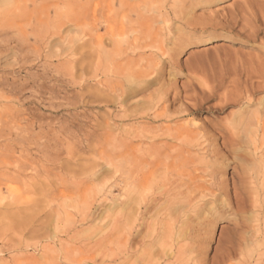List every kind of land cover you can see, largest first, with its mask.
I'll return each instance as SVG.
<instances>
[{"label":"rangeland","instance_id":"1","mask_svg":"<svg viewBox=\"0 0 264 264\" xmlns=\"http://www.w3.org/2000/svg\"><path fill=\"white\" fill-rule=\"evenodd\" d=\"M137 7H142L143 12ZM112 11L116 22L113 19L106 24V18H113L109 14ZM261 11L264 12V0H125L123 5L120 0H0V264H245L249 251L264 254V244L256 238L264 207L237 209L231 199L232 184L240 178L235 172L239 159L252 153L247 147L227 154L222 164L219 162L222 169L218 179L230 185V197L208 203L196 198L194 192L191 195L185 189L175 190V185L170 186L173 190L163 187L166 173H170L166 167L173 163L163 155V128H182L191 123L190 127L213 122L241 124L239 136L246 139V131L255 122L254 115L259 113L264 123ZM140 13L148 16L146 25L154 39L165 36L163 56L158 53L152 60L156 66L163 65V72L158 84L129 95L122 104V92L116 89L115 94L111 86L119 83L133 88L131 74L125 68L126 73H121L124 76H104L103 70L97 68L98 55L102 49L113 51L115 43L128 38L132 43L134 31L140 29L136 22ZM89 34H93L91 38ZM146 45L153 43L148 41ZM122 48L125 57L118 56L119 64L131 60L135 63L138 58L141 68L147 67L143 58L155 53V49L146 48L141 58L133 55L128 44ZM249 65L255 68L250 71ZM105 79H110L109 83ZM198 81L203 87H197ZM245 81L251 82L246 85ZM249 84L259 88L250 101L239 99L221 110L216 98L199 102L203 109L198 108L184 119L186 122L163 118V107L169 112L181 107L185 97H195L194 87H220L218 95L237 100ZM176 98L178 102L173 103ZM192 102H197L196 97ZM145 135L159 139L152 143L138 138ZM257 140H264L262 132ZM167 143L176 146L171 140ZM151 146L155 150L160 147L159 153L144 152ZM120 149L124 151L120 153ZM206 161L213 164L209 157ZM252 163L249 168L258 171L257 163ZM172 174L175 179L176 173ZM263 192L258 193L259 199H264ZM238 195L241 204L244 198L240 192ZM182 204L189 206L184 208ZM237 239L242 254L225 259L227 250L238 246ZM258 244L262 247L257 250ZM120 252L130 257L122 262L118 259ZM176 254L181 257L176 259Z\"/></svg>","mask_w":264,"mask_h":264},{"label":"bare ground","instance_id":"2","mask_svg":"<svg viewBox=\"0 0 264 264\" xmlns=\"http://www.w3.org/2000/svg\"><path fill=\"white\" fill-rule=\"evenodd\" d=\"M184 1H187V0H184ZM189 1V0H188ZM192 1V0H191ZM124 2H125V0H120V4H124ZM128 2V1H127ZM147 3L148 2V0H144V3ZM263 2V1H262ZM129 3V2H128ZM143 3V2H142ZM150 3H151V1H150ZM181 3V2H180ZM260 3V2H259ZM108 4V3H107ZM136 4V3H135ZM141 4V3H140ZM155 4V3H154ZM185 4V3H184ZM207 4V3H206ZM263 4V3H262ZM156 5V4H155ZM255 5V4H254ZM143 6H145V8H146V5H143ZM160 6V5H159ZM196 6V5H195ZM98 7V6H97ZM135 7V6H134ZM133 7V8H134ZM178 7V6H177ZM130 8V7H129ZM138 8H140V7H137V10H138ZM144 8V7H143ZM248 8V7H247ZM257 8V7H256ZM255 8V9H256ZM151 9V8H150ZM192 9H194V8H192ZM105 10V9H104ZM135 10V9H134ZM139 10H141L142 11V7H141V9H139ZM138 10V11H139ZM158 10V9H157ZM162 10V9H161ZM188 10V9H187ZM260 10V9H259ZM111 11V10H110ZM131 10H129V12H130ZM151 11H153V8H152V10ZM159 11V10H158ZM171 11V10H170ZM174 11V10H173ZM176 11V10H175ZM179 11V10H178ZM185 10H183V12H184ZM133 12V11H132ZM143 12V11H142ZM145 12H146V9H145ZM148 12V11H147ZM182 12V13H183ZM193 12V11H192ZM257 12V11H256ZM260 12V11H259ZM262 12V11H261ZM174 13V12H173ZM177 13V12H176ZM262 13H264V12H262ZM262 13H261V15H262ZM109 14H112V16H113V18H106L105 19V23L106 24H109V22L111 21V20H113L114 19V11H112V12H110ZM133 14V13H132ZM143 14V13H142ZM145 14V13H144ZM150 14V13H149ZM172 14V13H171ZM178 14V13H177ZM191 14V13H190ZM256 14V13H255ZM151 15H153V14H151ZM156 15V14H155ZM158 15H160V14H158ZM165 15H166V13H165ZM174 15V14H173ZM257 15V14H256ZM260 15V16H261ZM167 16V15H166ZM170 16V15H169ZM168 16V18H170ZM180 16H182V14L180 15ZM216 16V15H215ZM128 17V16H127ZM130 17V16H129ZM138 18H137V23H140V25H139V27H140V29H139V31H137V29H136V31H134V38H133V40H132V43H129L130 42V38H128V39H126L123 43H120V42H118V43H115L114 44V49H113V51H109L110 49H108V50H106V49H102L103 51L101 52L100 51V53H99V62H98V64H97V68H98V71H100L101 69L103 70L102 72V74L104 75V76H109V75H111V77L112 76H114L115 77V79L117 78L116 77V75H118V74H121V73H123V72H125L124 71V69L126 70V72L127 71H129V72H127V73H130L131 74V84L134 82L135 83V86L133 87V88H128V87H124V86H121V84L119 85V83H118V85H116V86H111V88L113 89V91L112 92H114V90H116V89H118V90H120L121 92H122V99H121V102H122V104L126 101V98L130 95H132V94H134V93H138V92H141V91H144V90H146L147 88H149L150 86H152V85H156V84H158L159 83V81H160V78H161V75H162V72H163V69L161 68L162 66H156V65H154V61H152L154 58H155V56H158L159 54H161V56H163V44H162V42H163V40H164V38H165V36H164V38L163 39H161L160 40V38H159V40L161 41V42H159V40L158 39H154L153 37H152V35L150 34L151 32H150V29H149V25H146V21H147V17L145 16V15H141V13L140 14H138V16H137ZM161 17V16H160ZM175 17V16H174ZM262 17V16H261ZM121 18V17H120ZM159 18V17H158ZM158 18H156V19H158ZM194 18V17H193ZM199 18V17H198ZM134 19V18H133ZM176 19V18H175ZM180 19V18H179ZM190 19V18H189ZM196 19H197V17H196ZM202 19V18H201ZM204 19V18H203ZM129 20V19H128ZM199 20H200V18H199ZM208 20V19H207ZM256 20V19H255ZM262 19H260L259 21H261ZM114 21L116 22V20L114 19ZM148 21H149V19H148ZM151 21H153L152 19H151ZM182 21V20H181ZM196 21V20H195ZM203 21V20H202ZM134 22H135V20H134ZM135 22V23H136ZM158 22H159V19H158ZM167 22V21H166ZM170 22V21H169ZM118 23V22H117ZM119 23H121V22H119ZM261 23V22H260ZM262 23H263V21H262ZM111 24V23H110ZM182 24V23H181ZM187 24V23H186ZM257 24V23H256ZM89 25V24H88ZM134 25V24H133ZM132 25V23H131V26L132 27H134ZM194 25H196V24H194ZM258 25V24H257ZM91 26V25H90ZM151 26H152V23H151ZM154 26V25H153ZM152 26V27H153ZM187 26V25H186ZM214 26V25H213ZM136 27V26H135ZM134 27V28H135ZM219 27V26H218ZM261 27H263V26H261ZM161 28V27H160ZM163 28V27H162ZM161 28V29H162ZM256 28V27H255ZM260 29V28H259ZM192 30V29H191ZM91 31V30H90ZM90 31H89V33H90ZM144 31H147V32H145L144 33ZM158 31H161V30H159V28H158ZM258 31H260V30H258ZM92 32V31H91ZM230 32V31H229ZM252 32V31H251ZM93 33V32H92ZM158 33V32H157ZM239 33V32H238ZM255 33V32H254ZM154 34H156V32L154 33ZM240 34H242V31H241V33ZM245 34V33H244ZM253 34V33H252ZM90 35V34H89ZM93 35V34H92ZM92 35H90L89 37L91 38L92 37ZM133 35V34H132ZM165 35H166V33H165ZM100 36V35H99ZM259 36V35H258ZM88 37V36H87ZM117 37V36H116ZM124 37V36H123ZM127 37V36H126ZM143 37V39H144V41L142 40L141 41V38ZM254 37V36H253ZM256 37V36H255ZM100 38H102V37H100ZM115 38V37H114ZM248 38V37H247ZM246 38V40H248ZM119 39V38H118ZM213 39V38H212ZM71 40V39H70ZM99 40V39H98ZM244 40V39H243ZM103 41V40H102ZM102 41H100V42H102ZM113 41V40H112ZM148 41H151L152 43H153V45H149V47H147V45H146V47H144V43L146 44V42H148ZM251 41H252V39H251ZM80 42V41H79ZM90 42V41H89ZM74 43V42H73ZM83 43V42H82ZM104 43H105V40H104ZM103 43V44H104ZM81 44V43H80ZM87 44V43H86ZM88 44H90V43H88ZM87 44V45H88ZM102 44V43H101ZM108 44V43H107ZM123 44H128V48H129V50H132V52H133V55L135 54H137L138 56H140V54H144L145 53V51H146V48H152V49H155L154 50V52L155 53H153V52H150L146 57H144L143 59H146L147 60V67H145V68H141L140 67V65H139V61H140V59L137 61V59L138 58H135V60H134V62L135 63H132L131 61V59H127V60H131V61H127V63L124 65L122 62V64H119V61H117L120 57L121 58H123L122 56H124L125 54H124V52H123V50L122 49H125V48H122L123 47ZM85 45V43H83L82 44V46H84ZM89 46H91V45H89ZM93 46H91L90 48H92ZM89 48V50H91L92 51V49H90ZM106 48V47H105ZM127 48V47H126ZM71 49V48H70ZM88 50V49H87ZM165 50V49H164ZM78 51V50H77ZM89 52V51H88ZM99 52V51H98ZM123 52V53H122ZM149 52V51H148ZM87 53V52H86ZM122 53V54H121ZM127 53H129V52H127ZM159 53V54H158ZM85 54V53H84ZM91 54V53H90ZM124 54V55H123ZM130 54H131V52H130ZM147 54V53H146ZM158 54V55H157ZM88 55V54H87ZM120 55V57L118 58V56ZM127 55V54H126ZM165 55H166V53H165ZM86 56V55H85ZM125 57V56H124ZM141 57V56H140ZM85 58V57H84ZM87 58V57H86ZM85 58V59H86ZM134 58V57H133ZM142 58V57H141ZM164 58V57H163ZM162 58V59H163ZM91 59V58H90ZM87 60H88V58H87ZM121 61H122V59H120ZM142 60V59H141ZM242 60V59H241ZM174 61V60H173ZM124 62V61H123ZM165 62V61H164ZM167 62V61H166ZM88 63H89V61H88ZM142 63V62H141ZM146 63V62H145ZM159 63H160V61H159ZM252 63H254V62H252ZM259 63V62H258ZM143 64V63H142ZM141 64V65H142ZM168 64V63H167ZM88 65V64H87ZM252 65V64H251ZM251 65H249L250 67H251ZM257 65V64H256ZM96 66V65H95ZM125 66V67H124ZM86 67V66H85ZM253 67V66H252ZM252 67H251V69H250V71L251 70H253L254 68H255V66H254V68L252 69ZM258 67V66H257ZM90 68V67H89ZM247 69H249V68H247ZM89 71V70H88ZM247 71L248 70H246V73H247ZM96 72V71H95ZM125 72V73H126ZM259 72H261V71H259ZM98 73V72H97ZM97 73H95V74H97ZM243 73V72H242ZM254 73V72H253ZM130 74H128V75H130ZM251 75H252V72L250 73ZM256 74V73H255ZM100 75V74H99ZM121 75H125V74H121ZM120 75V76H121ZM243 75V74H242ZM241 75V76H242ZM247 75H249L248 73H247ZM95 76V75H94ZM93 76V77H94ZM120 76H119V78H120ZM123 76H121V77H123ZM126 76H127V74H126ZM246 76V75H245ZM258 76V75H257ZM256 76V77H257ZM260 76V75H259ZM264 76V75H263ZM106 77H104V78H106ZM129 77V76H128ZM163 77V76H162ZM247 77V76H246ZM255 77V76H254ZM96 78V77H95ZM113 78V77H112ZM214 78V77H213ZM218 78V77H217ZM216 78V79H217ZM221 78V77H220ZM248 78V77H247ZM250 78V77H249ZM261 78V77H260ZM101 79H102V77H101ZM114 79V78H113ZM126 79V78H125ZM201 79V78H200ZM219 79V78H218ZM106 80V79H105ZM112 80V79H111ZM118 80V79H117ZM121 80V79H120ZM128 80H129V78H128ZM205 80H206V78H205ZM213 80V79H212ZM225 80V79H224ZM238 80V79H237ZM236 80V81H237ZM248 80V79H247ZM254 80H256V79H254ZM258 80V79H257ZM263 80V79H262ZM97 81V80H96ZM99 81H100V79H99ZM104 80H102V82H103ZM108 83H109V81H110V79H109V81H108V79L106 80ZM261 81V80H260ZM260 81H258L259 82V84H260ZM101 82V81H100ZM106 82V83H107ZM112 82V81H111ZM200 81H198V83H199ZM202 82V81H201ZM212 82V81H211ZM246 82V85H247V82L248 81H245ZM249 82H251V81H249ZM248 82V83H249ZM90 83V82H89ZM97 83V82H96ZM126 83V82H125ZM165 83V82H164ZM213 83V82H212ZM211 83V84H212ZM263 83V82H262ZM98 84V83H97ZM104 84V83H103ZM200 84V83H199ZM205 84H207V83H205ZM213 84H215V83H213ZM228 84V83H227ZM239 84V83H238ZM255 85H256V83H254ZM264 84V83H263ZM92 84L90 83V86H91ZM96 85V84H95ZM100 85V84H99ZM112 85H115V83L114 84H112ZM169 85V84H168ZM193 85V84H192ZM196 86H197V82H196V84H195ZM202 84H200L199 86H197V87H200ZM222 85H223V83H222ZM221 85V86H222ZM251 84H249L248 86H250ZM257 85H258V83H257ZM89 86V85H88ZM132 86H133V84H132ZM167 86V85H166ZM219 86V85H218ZM247 86V87H248ZM98 87V86H97ZM123 87H124V89H127V90H124L123 89ZM193 87V86H192ZM197 87H194V89H195V93H194V95H195V97H196V99H197V102H192L193 101V98H195V97H193V98H190L189 96V98L188 97H185L186 98V102L185 103H183V105L181 106V107H179V108H174L171 112H169V110H168V108L167 107H163V118H166V119H169V120H171V121H182V120H184V119H186L187 117L189 118V116H191V115H193V114H195L196 112H197V109L198 108H200L201 107V110L203 109V107H202V104L201 103H199V102H203V101H213V100H215L216 98H218L219 99V107H220V109L221 110H225V108L227 109V107L229 106V104L230 103H238V101H239V99L241 100V101H244V100H247V101H250L251 100V98L255 95V93L259 90V88L257 87L256 88V86L255 87H252V86H250V87H252V88H245L244 89V92H241L242 90H240V87L238 88L239 90H240V96L239 97H236V98H238L236 101L234 100V99H232V97L230 98L228 95H226V94H221V95H218L217 94V88H220V87H207V88H205L204 90H201L200 88L201 87H203V86H201L199 89H197ZM224 87H226V86H224ZM85 88V87H84ZM88 88V87H87ZM164 88H166V87H164ZM169 88V87H168ZM236 88V87H235ZM234 88V89H235ZM92 89H93V87H92ZM92 89L90 88V90L92 91ZM161 89V88H160ZM231 89V88H230ZM238 89H236V90H238ZM94 90H95V88H94ZM176 90H178V89H176ZM192 90V89H191ZM90 91V92H91ZM96 91V90H95ZM100 91H102V90H100ZM117 91V90H116ZM115 91V92H116ZM174 91V90H173ZM225 91V90H224ZM262 91V90H261ZM94 92V91H93ZM114 92V93H115ZM228 92V91H227ZM102 93V92H101ZM106 93H108V92H106ZM118 93H120V92H118ZM197 93L199 94V96L200 97H197L198 95H197ZM218 93H219V91H218ZM230 93V92H229ZM231 93H232V91H231ZM235 93H236V91H235ZM260 93V92H259ZM90 94V93H89ZM88 94V95H89ZM116 94V93H115ZM139 94V93H138ZM162 94H164V93H162ZM174 94V93H173ZM83 95V94H82ZM87 95V94H86ZM107 95H110V94H107ZM106 95V96H107ZM237 95H238V93H237ZM236 95V96H237ZM22 96V95H21ZM111 96V95H110ZM168 96V95H167ZM174 96V95H173ZM235 96V95H234ZM88 97V96H87ZM86 97V98H87ZM109 97V96H108ZM134 97V96H133ZM157 97V96H156ZM162 97V96H161ZM83 98H84V96H83ZM95 98H98V97H95ZM94 98V99H95ZM256 98V97H255ZM88 99V98H87ZM91 99V98H90ZM105 99V98H104ZM110 99L112 100V98L110 97ZM109 99V100H110ZM131 99V98H130ZM166 99V98H165ZM192 99V100H191ZM93 100V99H92ZM98 100H100V98H98ZM155 100V99H154ZM159 100V99H158ZM161 100V99H160ZM96 101V100H95ZM101 101V100H100ZM162 101V100H161ZM177 101V98L175 99V101L173 102V103H175ZM196 101V100H195ZM235 101V102H234ZM263 101V100H262ZM94 102V101H93ZM103 103H104V101H102ZM102 102H100V103H102ZM160 102V101H159ZM164 102V101H163ZM167 102V101H166ZM178 102V101H177ZM180 102V101H179ZM182 102V101H181ZM88 103L90 104V102L88 101ZM99 103V105H101ZM132 103V102H131ZM153 103V102H152ZM170 104L172 103V101L171 102H169ZM206 103V102H205ZM204 103V104H205ZM208 103V102H207ZM242 103H244V102H242ZM260 103V102H259ZM141 104V103H140ZM139 104V105H140ZM145 104V102L142 104V105H144ZM154 104V103H153ZM153 104H151V105H153ZM177 104V103H176ZM231 104V105H232ZM241 104V103H240ZM249 104V103H248ZM117 105V104H116ZM137 105V104H136ZM150 105V106H151ZM169 105V104H168ZM173 105H175V104H173ZM207 105V104H206ZM118 106V105H117ZM116 106V107H117ZM138 106V105H137ZM141 106V105H140ZM156 106V105H155ZM170 106V105H169ZM218 106V105H217ZM217 106H213V107H211V108H215L216 109V107ZM249 106V105H248ZM248 106H246V107H248ZM131 107V106H130ZM129 107V108H130ZM136 107V106H135ZM139 107V106H138ZM218 107V108H219ZM234 107V106H233ZM239 107H241L240 105H239ZM250 107V106H249ZM106 108V107H105ZM150 108H152V107H150ZM156 108V107H155ZM154 108V110L156 111L157 109H155ZM209 108V107H208ZM102 109V108H101ZM112 109H114V108H112ZM132 109V108H131ZM139 109H141L140 107H139ZM138 109V110H139ZM145 109V108H144ZM143 109V110H144ZM207 109V108H206ZM215 109H213V110H215ZM110 110V109H109ZM121 110V109H120ZM129 110V109H128ZM134 110V109H133ZM135 110H136V113H137V109L135 108ZM146 110V109H145ZM220 110V111H221ZM110 111H112V110H110ZM123 111V110H122ZM140 111V110H139ZM148 111V110H147ZM147 111H144V112H147ZM149 111H151V110H149ZM211 111V110H210ZM128 112V111H127ZM129 112H131L130 110H129ZM158 112V111H157ZM161 112V111H160ZM110 113V112H109ZM133 113V112H132ZM135 113V112H134ZM140 113V112H139ZM151 113H152V111H151ZM203 113V112H202ZM264 113V112H263ZM10 114V113H9ZM147 114V113H146ZM152 114H154V113H152ZM241 114V113H240ZM243 114V113H242ZM109 115H111V114H109ZM139 115V114H138ZM150 115V114H149ZM159 115V114H158ZM237 115V114H236ZM11 116V115H10ZM107 116V115H106ZM128 116H130V115H128ZM154 116V115H153ZM156 116V115H155ZM104 116H102L101 118H103ZM109 118L111 117V116H108ZM114 117V116H113ZM146 117V116H145ZM144 117V118H145ZM242 117V116H241ZM105 118V117H104ZM134 118V117H133ZM146 118H148V116L146 117ZM151 118V117H150ZM156 118H157V116H156ZM252 117H250V119H251ZM99 119V118H98ZM111 119V118H110ZM139 119V118H138ZM250 119H249V121H250ZM96 120V119H95ZM101 120V119H100ZM99 120V121H100ZM105 120H107V119H105ZM134 120V119H133ZM148 120V119H147ZM154 120L156 121V119L154 118ZM97 121V120H96ZM102 121V120H101ZM113 121H114V119H113ZM149 121V120H148ZM158 121V120H157ZM161 121V120H160ZM165 121V120H164ZM185 121V120H184ZM235 121V120H234ZM233 121V122H234ZM254 123L252 124V125H250L249 126V130H247L246 132H247V137H245L246 139H244V138H242V137H240L239 136V132H241L240 130H242V126H241V124H237V125H227V124H218V123H215L214 124V122H213V124H211V123H209V124H204V125H196V126H194V127H190V126H192L191 124H190V126H185V127H182V128H179V127H176V128H172V127H169L168 125V127H166V128H163V155H164V153H165V157L166 158H169V159H172L173 160V163H172V165L171 166H167L166 167V170L167 171H169L170 173H166V176H165V178H164V180H163V187H168L169 186V188L171 189L172 187H170V186H174L175 185V187H176V189L175 190H178V189H185V190H187L191 195H192V193L194 192V196H196V198H199V199H205V200H207L208 201V203H209V201L210 200H213L214 201V203L216 202V201H218L219 199H221V197H223V196H225L226 198L227 197H230L231 195H232V193L230 192L231 191V187H230V185L227 183V181H225V180H223V179H218V174H219V172H220V170L222 169L221 168V166H220V163L221 162H223L224 161V159L226 158V155L228 154V155H232V154H234V153H237V152H239V151H241V149L242 148H244V149H250L251 150V152L252 153H249V154H245V155H243L240 159H239V163H238V166H237V168H235V172H238L239 174H240V178L238 179V181L236 182V183H234V184H232L233 186H232V188L234 189V194L232 195V198L231 199H234L235 200V205H236V208L237 209H240V208H243L244 210H246V209H249L250 207H254V208H259V206H261L262 205V207H264L263 205H264V199H259V197H258V193L259 192H261V191H264V150H263V146H264V140L263 141H261V142H259L258 140H257V136H258V134H259V132H262L263 133V137H264V123H262L261 122V119H260V116H259V113H258V115L256 114V115H254ZM102 122H104V121H102ZM120 122H121V120H120ZM132 122V121H131ZM166 122V121H165ZM186 122V121H185ZM191 122V121H190ZM239 122H241V121H239ZM246 122V121H245ZM99 123H101V122H99ZM107 123V122H106ZM128 123V122H127ZM183 123V122H182ZM189 123V122H188ZM222 123V122H221ZM228 123V122H227ZM232 123V122H231ZM102 124L103 123H101V126H102ZM110 124V123H109ZM121 124V123H120ZM119 124V125H120ZM142 124V123H141ZM167 124V123H166ZM185 124V123H184ZM196 124V123H195ZM198 124V123H197ZM228 124H230V123H228ZM243 124V126L245 125V123L243 122L242 123ZM249 124H251V123H249ZM94 125V124H93ZM130 125V124H129ZM136 125V124H135ZM185 125H187V123L185 124ZM97 126H99V125H97ZM104 126H105V124H104ZM122 126H124L123 124H122ZM140 126V125H139ZM184 126V125H183ZM239 126H241V128H239ZM248 126V125H247ZM106 127V126H105ZM104 127V128H105ZM120 127V126H119ZM129 127V126H128ZM161 127V126H160ZM108 128V127H107ZM122 128V127H121ZM244 128V127H243ZM129 129H131V128H129ZM144 129V128H143ZM247 129V128H246ZM104 130V129H103ZM103 130H100V131H103ZM122 130V129H121ZM194 130H196L197 132L195 133L194 132ZM244 130V129H243ZM120 131V130H119ZM129 131V130H128ZM127 131V132H128ZM140 131H141V129H140ZM146 131V130H145ZM156 131V130H155ZM161 132V131H160ZM144 133V132H143ZM242 133V132H241ZM261 134V133H260ZM157 136V135H156ZM242 136V135H241ZM262 136V135H261ZM158 137H160V136H158ZM138 138L140 139V138H145L147 141H151L152 143L154 142V141H156L157 139H159V138H156V137H150L149 135H145V136H138ZM162 138V137H161ZM168 140H171V141H173V142H175L176 143V146H172V145H170L169 143H167L168 142ZM220 140H222L221 142L222 143H220V145H217V143L220 141ZM167 141V142H166ZM128 142V141H127ZM259 143V144H258ZM162 144V143H161ZM155 146V145H154ZM158 146V145H157ZM247 147V148H246ZM160 148V147H159ZM159 148L158 149H156L155 150V148L153 147V146H151V147H149L147 150H145L144 152L145 153H147V154H150V153H153V154H158L159 153ZM162 148V147H161ZM124 151V149H120L119 150V152L121 153V152H123ZM126 151V150H125ZM128 151V150H127ZM243 151V150H242ZM244 152H246V151H244ZM138 154V153H137ZM160 155V154H159ZM132 157V156H131ZM207 157H209L210 159H212V162H213V164L211 165L210 163H209V161L207 162L206 161V159H207ZM228 158V157H227ZM209 160V159H208ZM167 161V160H166ZM170 161V160H169ZM230 161V160H229ZM252 161L253 162H255V163H257V165H258V167L257 166H255V167H257L258 168V171H256V168H255V171H253L251 168H249V166L248 165H250L251 163H252ZM211 162V163H212ZM220 162V163H219ZM176 163H178L177 165L178 166H176ZM222 164V163H221ZM253 164V163H252ZM251 166V165H250ZM140 168V167H139ZM143 170V169H142ZM139 171V170H138ZM129 172V171H128ZM176 173V175H175V179L172 177V173ZM222 172V171H221ZM223 174V173H222ZM198 175H200V177H197ZM131 179V178H130ZM236 181V180H235ZM234 181V182H235ZM130 184V183H129ZM166 190V189H165ZM172 190H173V188H172ZM215 190L217 191V194H215V195H213V193H215ZM164 191V190H163ZM186 191V192H187ZM214 191V192H213ZM171 192V191H170ZM187 192V193H188ZM240 192V196L242 197V198H244V201L240 204L239 203V201H238V198H239V195H238V193ZM183 193V192H182ZM181 192H180V194H182ZM187 193H183V194H186V196H187ZM166 194V193H165ZM170 194V193H169ZM174 194V193H173ZM176 194V193H175ZM180 194L178 193V195L180 196ZM231 194V195H230ZM253 194H255V197H253ZM263 194H264V192H263ZM178 195L176 196V197H178ZM166 196V195H165ZM185 196V197H186ZM261 196V195H260ZM172 197H173V195H172ZM263 197V196H262ZM163 198H165V197H163ZM175 198V197H174ZM184 198V197H183ZM182 198V199H183ZM261 198V197H260ZM167 199V198H166ZM169 199H170V197H169ZM179 199V198H178ZM188 199V198H187ZM195 199V198H194ZM193 199V200H194ZM230 199V200H231ZM241 199V198H240ZM171 200V199H170ZM186 200V199H185ZM241 200H243V199H241ZM167 201V200H166ZM198 201V200H197ZM206 201V202H207ZM212 201V202H213ZM169 202V201H168ZM168 202H167V204H168ZM190 202V201H189ZM196 202V201H195ZM205 202V201H204ZM219 202V201H218ZM231 202V201H230ZM174 203V202H173ZM183 203V202H182ZM192 203V202H191ZM199 203V205H200V202H197V204ZM202 203H203V201H202ZM232 203V202H231ZM180 204V207H183V206H181V203H179ZM189 204V203H188ZM193 205H194V203H192ZM206 204V203H205ZM228 204V203H227ZM230 204V203H229ZM228 204V205H229ZM182 205H184V204H182ZM190 205V204H189ZM189 205H186V206H189ZM202 205H204V203L202 204ZM207 205V204H206ZM231 206H233L234 207V205L233 204H230ZM169 206H171V203H170V205ZM176 206H178V208L180 209V207H179V205H176L175 204V207ZM185 206V205H184ZM186 206L184 207V208H186ZM201 206V205H200ZM174 207V206H173ZM195 207V206H194ZM220 207H222V205L220 206ZM188 208V207H187ZM189 209V208H188ZM193 209V208H192ZM225 209V208H224ZM230 208H228V210H229ZM234 209V208H233ZM236 209V210H237ZM242 209V210H243ZM262 209V208H261ZM181 210V209H180ZM243 210V211H244ZM178 212H180L179 210H177ZM235 211V210H234ZM242 211V212H243ZM248 211V210H247ZM250 211V210H249ZM182 212V211H181ZM240 212V211H239ZM263 212V211H262ZM235 213V212H234ZM237 213H238V211H237ZM241 213V212H240ZM243 213H246V211L245 212H243ZM229 214H230V212H229ZM258 214V213H257ZM233 215V214H232ZM253 215H255V214H253ZM262 216H263V213H262ZM229 217H230V215H229ZM256 217V216H255ZM245 219V218H244ZM258 219V218H257ZM246 220V219H245ZM248 221V220H247ZM247 221H246V223H247ZM255 221V220H254ZM242 222H243V220H242ZM241 222V223H242ZM245 222V221H244ZM252 222V221H251ZM238 223V222H237ZM258 233H257V236H256V238H257V240L258 241H261V242H263V244H264V216L261 218V219H258ZM248 224H249V222H248ZM247 224V225H248ZM251 224V223H250ZM249 224V225H250ZM254 224V223H253ZM242 226V225H241ZM243 226H244V224H243ZM246 226V225H245ZM250 227V226H249ZM242 228V227H241ZM241 228H240V230L238 231V230H235L238 234L240 233V231H241ZM236 229V228H235ZM237 229H239V227L237 228ZM244 229V228H243ZM247 229V228H246ZM243 232H244V230H242ZM220 232V231H219ZM249 232V231H248ZM238 234H236V237H238V236H240V235H238ZM245 234H246V232H245ZM244 234V235H245ZM235 236V235H234ZM243 236V235H242ZM241 237V236H240ZM247 238H249L248 236H246ZM254 237V236H253ZM231 238V237H230ZM234 238V237H233ZM232 238V239H233ZM231 239V240H232ZM235 240V239H234ZM243 241V240H242ZM245 241V240H244ZM248 241V240H247ZM251 241V240H250ZM249 241V242H250ZM229 242H232V241H230L229 240ZM234 242V241H233ZM232 242V243H233ZM236 242V243H235ZM234 243L236 244L235 246H237L236 248L234 247V249H229V250H227V249H225V250H227V254H226V256H225V259H231L232 257H234V256H239L238 254H242V251L241 252H239L241 249H239V247L241 246V243H240V241H239V239H237L236 241H235ZM249 242H247L248 244H251V243H249ZM243 243H245V242H243ZM246 244V243H245ZM254 244V243H253ZM252 245V244H251ZM259 245V244H258ZM177 247V246H176ZM243 247V246H242ZM262 246H258L257 247V250L259 249V248H261ZM224 248H226V246L224 247ZM228 248H229V246H228ZM246 248V247H245ZM167 249V248H166ZM171 249V248H170ZM180 249V248H179ZM175 250H176V248H175ZM178 250V249H177ZM245 250V249H244ZM253 250V249H252ZM172 251H174V250H172ZM184 251H186V250H184ZM183 251V252H184ZM223 251H224V249H223ZM264 251V250H263ZM164 252V251H163ZM167 252H168V249H167ZM179 252V251H178ZM177 252V253H178ZM132 253V252H131ZM130 253V254H131ZM174 253V252H173ZM180 253V252H179ZM222 253V252H221ZM224 253H225V251H224ZM263 253V252H262ZM168 254V253H167ZM172 254V253H171ZM185 254V253H184ZM188 254H190V253H188ZM249 255H247V261H246V263L245 264H264V254H259V253H255L254 251H249V253H248ZM164 255H165V253H164ZM174 255H175V253H174ZM177 255V254H176ZM152 256V255H151ZM159 256H160V254H159ZM189 256V255H188ZM187 256V257H188ZM130 257V255L128 254V253H126V252H120L119 253V255H118V259L119 260H122V262H124V260L125 259H127V258H129ZM169 257V256H168ZM181 256H179V255H177V258L176 259H178V258H180ZM186 257V258H187ZM241 257V256H240ZM165 258H167L166 256H165ZM171 258V257H170ZM174 258V257H173ZM188 258H190V257H188ZM192 258V257H191ZM236 258V257H235ZM243 258V257H242ZM115 259V258H114ZM175 259V260H176ZM194 259V258H193ZM193 259H191V260H193ZM161 260V259H160ZM167 260V259H166ZM232 260V259H231ZM139 261V260H138ZM171 261V260H170ZM174 261V260H173ZM188 261V260H187ZM196 261V260H195ZM115 262V261H114ZM122 262H120V263H122ZM141 262V261H140ZM139 262V263H140ZM181 262V261H180ZM198 263H199V261H197ZM222 262V261H221ZM227 262V261H226ZM118 263V262H117ZM126 263V262H125ZM166 263H170V262H166ZM179 263V262H178ZM183 263V262H182ZM192 264H193V262H191ZM223 263V262H222ZM95 264V263H94ZM115 264V263H114ZM142 264H144V263H142ZM188 264V263H187ZM197 264V263H196ZM220 264V263H219Z\"/></svg>","mask_w":264,"mask_h":264}]
</instances>
